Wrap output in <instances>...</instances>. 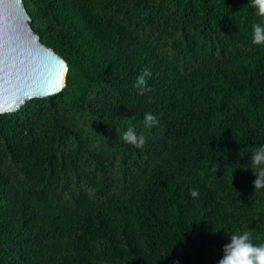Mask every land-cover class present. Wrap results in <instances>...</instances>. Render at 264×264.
<instances>
[{
    "label": "trees",
    "instance_id": "16d2710c",
    "mask_svg": "<svg viewBox=\"0 0 264 264\" xmlns=\"http://www.w3.org/2000/svg\"><path fill=\"white\" fill-rule=\"evenodd\" d=\"M22 1L67 70L56 93L0 113V264H218L232 234L264 243L250 160L264 146V17L252 0ZM168 34L173 56L158 48ZM85 120L107 130L101 143ZM132 123L143 148L123 140ZM85 159L90 181L117 162L120 183L62 198Z\"/></svg>",
    "mask_w": 264,
    "mask_h": 264
},
{
    "label": "water",
    "instance_id": "95a60500",
    "mask_svg": "<svg viewBox=\"0 0 264 264\" xmlns=\"http://www.w3.org/2000/svg\"><path fill=\"white\" fill-rule=\"evenodd\" d=\"M66 60L43 43L22 0H0V113L59 91Z\"/></svg>",
    "mask_w": 264,
    "mask_h": 264
},
{
    "label": "clouds",
    "instance_id": "9594fccd",
    "mask_svg": "<svg viewBox=\"0 0 264 264\" xmlns=\"http://www.w3.org/2000/svg\"><path fill=\"white\" fill-rule=\"evenodd\" d=\"M253 7L257 9V15L264 17V0H252ZM253 43L264 44V27L259 24L253 25ZM151 77L149 69L145 68L141 75L137 77L134 87L139 90V94L143 95L148 90L147 78ZM144 122L149 127L158 123L155 115L146 113L144 116ZM123 140L136 147L143 148L146 143L144 135H137L135 130L131 127L128 128L123 134ZM252 171L257 175L254 180V190L264 188V146L256 148L251 153ZM190 194L193 198L198 197L199 191L196 189L190 190ZM224 255L218 261V264H264V243L254 244L252 243L251 233L248 231L243 234L230 235V243L224 245Z\"/></svg>",
    "mask_w": 264,
    "mask_h": 264
},
{
    "label": "rangeland",
    "instance_id": "374dc122",
    "mask_svg": "<svg viewBox=\"0 0 264 264\" xmlns=\"http://www.w3.org/2000/svg\"><path fill=\"white\" fill-rule=\"evenodd\" d=\"M108 13L112 16V17H117L120 18V16H122L123 14L119 13L116 11L115 7H113V5L109 7ZM31 25V24H30ZM32 27V26H31ZM143 32H141L139 29L137 30V32L141 35H143L144 37L148 36V37H153L155 35V33L153 31H149L148 29H142ZM171 41H172V37L171 34H168L167 36H163V38L159 41V46L158 48L162 51L167 52V54L169 56H173L176 55V52L174 50V48L171 46ZM80 116H78L79 121L83 120L84 117H86V114H79ZM97 118H95L94 120H91L92 122H97L96 121ZM141 123H132L130 125H127L126 128L128 130L129 127L133 128L136 131H139V129H141ZM98 128H101L99 126H97ZM95 128V127H91L90 123L87 122L85 120L84 122V127L83 129L86 131H88L87 135L89 140L92 143H101V135H103V133L101 131L107 132L106 129L101 128L102 130ZM138 162H143V160H138L136 159ZM117 167V162H114V164L112 165V167L106 169V178L104 179L103 175H104V171L102 170H98L96 173V177L93 176V179L90 181L89 177H88V173L86 172V170L89 168L87 163H86V159L82 162V169L79 171V173L76 175H71L70 180L71 182L76 181V179H78V184L77 185H72L70 186L69 184L66 185L67 188L64 186L62 187V192L65 193V195L62 198H67L69 196H71V193H78V192H85L87 195L93 196V197H98L101 196L106 190H112L114 188H117V184L120 183V179L118 177V173L116 170ZM4 168L12 175L15 174L17 176H20V170L17 168V166L14 164V162L10 161V160H6L5 164H4ZM99 179H103L105 184L103 186H99L97 184V181Z\"/></svg>",
    "mask_w": 264,
    "mask_h": 264
}]
</instances>
